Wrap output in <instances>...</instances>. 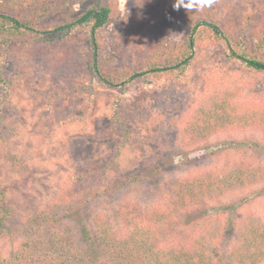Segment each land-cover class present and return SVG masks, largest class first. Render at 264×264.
<instances>
[{
  "label": "rangeland",
  "instance_id": "1",
  "mask_svg": "<svg viewBox=\"0 0 264 264\" xmlns=\"http://www.w3.org/2000/svg\"><path fill=\"white\" fill-rule=\"evenodd\" d=\"M139 1L107 0L112 22L99 37L104 55L115 61L109 66L127 73L136 68V52L121 50L117 37ZM154 1L157 8L146 18L151 21L145 27L146 34L180 38L190 24L211 20L221 27L232 47L237 49L231 42L237 38L248 46L257 43L252 37L257 32L256 21H263L264 0L216 3L210 11L187 10L192 4H180L172 14L166 6L174 0ZM76 10L78 7L72 11L68 6L56 12L52 20H65ZM202 36L196 43L194 61L184 74H148L125 87H109L93 80L82 69L81 54L55 73L37 61L23 63L26 57L20 51L14 52L16 59L3 65L10 85L5 93L0 90V100L6 96L4 119L17 133L5 143L0 142V185L8 190L17 206L10 230L22 226L30 213L58 205L72 191L79 192L78 201H86L88 197V207L102 210L114 228L120 229L121 218L114 215L118 206H155L164 199L169 181L222 170L238 161L258 168L259 181L225 194L213 203L214 210L209 212H221L220 208L226 206L232 219L247 215L264 217L263 133L245 130L221 133L190 148H178L176 144L178 128L205 96L217 91L230 88L243 103L264 109V73L248 72L227 58L223 45L208 42L213 40L209 34ZM72 39L69 45L80 51L83 35ZM113 110L123 115L127 137L121 128L112 127ZM161 116L167 125L174 126L168 146L159 136ZM106 163L112 164L107 175L81 182L80 175L87 168L100 169ZM128 176L130 180L138 179L111 194L110 187L118 186ZM196 223L194 220L191 224ZM7 249V242L0 240V251Z\"/></svg>",
  "mask_w": 264,
  "mask_h": 264
},
{
  "label": "trees",
  "instance_id": "2",
  "mask_svg": "<svg viewBox=\"0 0 264 264\" xmlns=\"http://www.w3.org/2000/svg\"><path fill=\"white\" fill-rule=\"evenodd\" d=\"M106 1L0 0L1 92L5 93L10 85L3 65L16 59L14 52L20 51L26 57L23 63L37 61L55 73L81 54L82 69L93 80L109 87H125L148 74H184L194 61L198 38L204 34L213 39L208 42L216 41L224 46L229 60L250 73H264V4L261 5L263 21H256L257 32L252 37L257 43L249 47L237 38L231 40L238 46L236 49L221 27L211 20L190 24L185 36L180 38L146 34L145 27L151 22L146 18L151 17L157 4L154 0L136 2L117 37L121 50L136 52V68L127 73L109 66L115 61L102 51L100 32L112 22ZM231 1L239 0H215L204 10ZM186 2L185 5L191 4V0ZM176 3L174 0L166 6L168 13H175L176 7H172ZM68 6L72 11L75 6L79 10L65 20H52ZM75 35L84 37L80 51L69 45ZM4 98L0 100L1 143L17 134L4 119ZM111 118L112 127L121 128L127 137L121 112L113 110ZM161 119L159 136L168 146L174 126L167 125L162 116ZM242 130L264 134V109L243 103L234 90L227 88L199 102L186 123L178 128L176 144L178 148L197 147L218 134ZM117 156L118 152L112 164ZM112 164L106 163L100 169L87 168L80 175L81 182L107 175ZM232 164L222 170L169 181L161 204L147 208L118 206L114 215L121 218L120 229L114 228L102 210L88 207V197L86 201H78L79 192L72 191L58 205L30 213L22 226L10 230L17 206L8 190L0 185V240L8 244L6 252L0 251V264H264V217L247 215L232 219L226 206L220 208L221 212H209L214 210L213 203L225 194L259 181L258 168L253 169L243 161ZM129 177L122 178L118 186L113 184L110 193L138 179ZM192 219L198 223L191 224Z\"/></svg>",
  "mask_w": 264,
  "mask_h": 264
},
{
  "label": "clouds",
  "instance_id": "3",
  "mask_svg": "<svg viewBox=\"0 0 264 264\" xmlns=\"http://www.w3.org/2000/svg\"><path fill=\"white\" fill-rule=\"evenodd\" d=\"M188 2L189 0L186 3ZM214 3L215 0H191L192 8L187 10L203 11L205 8H210ZM180 4L184 5V0H182V3L174 5V7H178Z\"/></svg>",
  "mask_w": 264,
  "mask_h": 264
}]
</instances>
